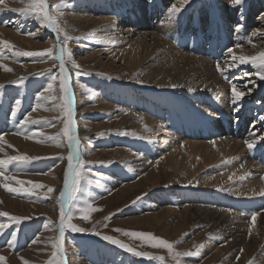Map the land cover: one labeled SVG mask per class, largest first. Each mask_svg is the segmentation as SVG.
<instances>
[{
  "label": "rangeland",
  "instance_id": "obj_1",
  "mask_svg": "<svg viewBox=\"0 0 264 264\" xmlns=\"http://www.w3.org/2000/svg\"><path fill=\"white\" fill-rule=\"evenodd\" d=\"M250 1L241 0L240 4H247ZM74 2L76 0H47L48 11L57 17V23L63 32L72 37L68 41L71 60L66 59L65 68L70 74V90L73 94V130L80 141L78 150L83 161L79 190L74 193L71 205H67L66 208L72 211L71 223L88 231L74 233L68 228L65 229L62 251L68 255V263L108 264L102 261L94 262V258L100 255L105 257L103 252L108 251L110 264H227L223 254L217 255L204 246L206 239H218L214 237L211 226L205 224L203 226L200 218L193 219L188 211L184 214L183 220L178 219L176 215H168L164 211V204L148 197L157 192L168 191L165 196L170 200V204L184 212L181 206L183 203L180 202L183 196H186L185 204H191L197 201V198L192 197L201 194L202 198H206L204 195L208 191L221 193L225 190L220 186L216 187V180L224 171L222 166L217 165L215 170L206 168L201 176L198 173L189 175L177 168L173 163L174 158L170 155L177 157L175 148L182 141V136L172 130L171 125L162 127L157 133L151 132L143 125L140 115L137 114L139 109L119 99V90L124 86V89L130 92L144 88L147 81L145 82L143 75L136 73L133 68L121 71L124 67V64L121 65V56L109 53V50L102 53L103 43L98 38L89 37L88 30L72 26L67 21L64 17L68 12L67 6L73 5ZM219 2L227 8L240 5L236 4L235 0H215V4L218 5ZM29 3L30 0H0L2 9L0 12L4 15L0 21V30L5 28L0 32V42L11 44L13 51H43L52 48L56 43V33L41 26L35 18V22L29 20L30 16H26V23L30 25H24L18 32L14 31L15 23L12 22V17L16 12L9 9L24 8ZM53 5H59V11L55 10ZM111 17L115 19L118 16L111 14ZM37 28H40V31ZM48 38L52 40L49 47L44 46ZM27 39H31V44L27 43ZM0 57H2L0 85L3 86L0 88V122L2 121L0 134H3L7 141V144L0 143V148L3 149L0 151V159L16 155L40 157L28 164L19 162L9 164L5 174L44 186L30 195L9 193L0 187V212H7L9 216L28 218L17 224L8 217L0 216V224L6 225L3 232H0V256L5 257L4 264H49L52 260L57 264L61 261L65 264L60 254L55 258L52 256L56 251L52 245L59 237L61 206L58 202L60 197L56 193L57 190L58 192L63 190L69 147L66 137L48 139L62 132L66 120L63 109L59 107L63 95L60 91L59 78L53 83V91L45 92V95H50L54 99L39 103L37 101L39 93L44 92L50 82V77L58 75L59 62H54L51 58L14 57L12 51L7 48H0ZM73 62L79 67H73ZM105 63L109 65L106 66ZM46 65L48 67L43 68ZM5 68L10 71H5ZM77 71L81 75L77 76ZM18 81L22 82L17 83ZM170 94L171 96L167 97L175 104L183 100L181 91L174 90ZM230 94L229 91L219 95L231 99ZM16 101H20L19 106L16 105ZM13 108H16L15 118L11 116ZM25 116L38 123L30 124L26 128L21 127L19 122L24 120ZM215 116L216 120L220 118V114ZM6 121L9 122V127H3L8 125ZM236 126L241 132L240 137L253 142L254 146L259 148L255 145L257 140L254 139L255 135L251 130H245L239 123ZM258 128L261 135L264 126ZM262 141L259 143L260 147H264ZM204 174L212 176L208 185L207 182L205 185L202 184L206 180L205 176L202 177ZM110 176L115 178L113 182L110 181ZM121 181L122 184L116 183ZM189 181L192 183L189 184ZM3 183H9L11 187H21L14 180L5 181L0 177V184ZM23 187L30 185L25 183ZM48 188H52L53 191L49 193ZM212 200L215 201V197H212ZM221 203L219 208L224 209L225 206ZM256 204L259 209L255 207ZM256 204L241 208V211L249 210L251 215L260 210L264 212V200H258ZM87 205L99 211L92 212L88 220H83L80 209ZM227 210L226 214L229 212L235 214L237 211L232 206ZM107 217L111 218L106 219ZM115 229L122 231L118 232ZM13 231L17 233V239L10 244ZM95 232H99L100 235L94 234ZM124 232L151 233L172 243L173 252L170 253L166 248H153L143 244L139 239L124 235ZM103 235L113 236L129 244L136 251L148 252L151 258L136 257L103 240ZM263 239L264 233L261 244H264ZM33 240L36 243H33ZM220 245L222 252L227 254L228 244L221 242ZM84 246L89 247V252L76 254L80 253V248ZM243 250L242 247L233 250L234 253L229 259L234 264L241 260L240 264H247L245 259L248 260V257ZM189 252L193 255H185ZM177 253L179 255H176ZM77 255L84 256L76 257Z\"/></svg>",
  "mask_w": 264,
  "mask_h": 264
},
{
  "label": "bare ground",
  "instance_id": "obj_2",
  "mask_svg": "<svg viewBox=\"0 0 264 264\" xmlns=\"http://www.w3.org/2000/svg\"><path fill=\"white\" fill-rule=\"evenodd\" d=\"M173 5L181 9L179 14H169ZM67 8L64 15L67 21L72 26L88 30L89 37L98 38L103 43L102 53L109 50V53L122 57L124 67L121 71L133 68L143 75L147 85L138 90L130 89V92L124 86L119 90V99L139 109L137 114L151 132L157 133L162 127L171 125L172 130L182 136L175 148L177 157L170 155L177 168L189 175L198 173L200 176L204 169L215 170L217 165L224 170L216 180V187L225 190L221 193L208 191L204 195L206 198L201 194L194 195L192 198L197 201L191 204H185L186 196H183L180 202L184 212L170 204L165 196L168 191L148 197L164 204L168 215L183 220L188 211L193 219L200 218L203 226H211L218 239L208 238L204 246L217 255L223 254L227 264H234L229 258L233 250L240 247L245 249L247 264H264V244H261L264 212L255 213L257 218L253 222L251 211H241V208L264 200L261 195L264 192V147L259 146L264 141V132L260 135L258 128L264 126V121L260 120L264 116V80L255 75L256 69L250 64L240 65L233 60L234 56H252L264 51V0H251L234 8L224 7L220 2L217 5L215 0H190L187 3L186 0H152L151 3L149 0H76ZM111 14L118 17L114 19ZM3 16L0 12V21ZM29 18L35 22L34 16ZM26 21V15L16 12L12 17L14 31L30 25ZM4 29L1 28L0 32ZM26 41L31 44V39ZM51 43L48 38L44 46L49 47ZM228 49L232 51L228 52ZM234 63L235 67L232 66ZM46 67L48 65L43 66ZM244 72L249 75L242 76ZM234 84L245 93L238 113L233 112L231 99L219 95L231 92ZM174 90L183 95V100L177 104L167 97ZM216 114H220L218 120ZM236 116L240 118L239 124L255 135V145L260 151L255 146L249 149L246 143L249 141L239 136L238 123L233 122ZM6 123L8 125L3 127H9V122ZM203 176L206 180L202 184L207 182L208 185L212 176ZM110 178L111 182L115 180L112 176ZM116 183L122 184L123 181ZM59 193L57 190L56 194ZM219 203L237 211L226 214L228 210L219 208ZM221 242L228 244L227 254L222 252ZM80 250L76 254L89 252V247ZM103 254L106 256L100 255L94 258V262L110 264L108 251ZM62 256L64 263L69 264L68 255L63 253Z\"/></svg>",
  "mask_w": 264,
  "mask_h": 264
},
{
  "label": "snow or ice",
  "instance_id": "obj_3",
  "mask_svg": "<svg viewBox=\"0 0 264 264\" xmlns=\"http://www.w3.org/2000/svg\"><path fill=\"white\" fill-rule=\"evenodd\" d=\"M152 0H149V3H151ZM190 2V0H186V3ZM236 4H240L241 0H235ZM6 7V6H5ZM59 5H53V8L57 11H59ZM49 5L47 3V0H30V3L27 7L24 8H12L9 9V11L12 12H19L26 16H34L35 19H37L41 26L46 27L50 29L51 31L56 33V43L52 48L45 49L43 51H13V46L11 44H8L7 42H0V48H7L9 51H12V55L15 56H25V57H37L40 59H47L51 58L54 62H59V73L58 75H52L50 77V82L47 84L44 92L39 93L37 97L38 103L40 101H48L49 99H54V97L50 95H45V92L51 93L53 91V83L57 81L59 78V85H60V91L63 94L61 98V103L59 107L63 109V115L66 117V120L63 125V129L61 133H58L56 137H48V139H62L64 137L68 140V147H69V154L67 157L68 166L64 174V184H63V190L60 191L59 194V204H60V223H59V237L58 239L53 243L52 247L56 249L52 253V256L55 258L58 254L61 256L63 255V236L65 233V229L68 228L74 233H85L88 230L83 227H78L76 224L71 223V216L72 211L70 208H66L67 205H71L73 195L76 191L79 190L80 187V181L82 179L81 176V170L83 168V161L80 157V152L78 150V145L80 143L78 137L74 133V108H73V98L71 93V80H70V74L68 70L65 68V61L71 60V50L68 48V41L72 39V37L68 36L63 32V29L59 26L57 23V17L55 15H52L48 11ZM2 11V9H0ZM181 12V9L175 7L173 5L169 9V14H179ZM9 23V22H5ZM29 35H34V33H28ZM61 36H63V39H61ZM55 49V55H53ZM232 49H228V52H231ZM2 58V57H0ZM233 60L235 62H238L240 65H247L250 64L254 69H256L255 75L259 77L260 80H264V51L259 52L257 55L247 56V55H239L234 56ZM235 67V63L232 65ZM2 67V65H0ZM73 67L78 68L79 66L73 62ZM217 68L219 70V65H217ZM5 71H10V69L5 68ZM42 74V73H41ZM77 76L81 75L79 71H77ZM221 75H223V72H221ZM249 75V73L244 72L242 73V76ZM111 77H109L110 79ZM22 81H18L17 83H20ZM250 83H255V81H250ZM3 86L0 85V88ZM172 87H176V85H172ZM247 87V85H245ZM189 91H192V89H189ZM245 93L243 91H239L237 89V85L232 86L231 90V103L234 105L233 112L238 113L241 110V101L244 97ZM20 101H16V105L19 106ZM35 110V109H33ZM11 116L15 118L16 116V108H13L11 112ZM239 116H236L234 119V123H239ZM261 121H264V116L260 117ZM38 121L31 120L27 116H25L24 120L20 121L19 124L21 127H27L30 124H36ZM45 123H48L45 121ZM120 134H126V133H120ZM103 135V134H101ZM25 136L27 138V133H25ZM0 143L7 144V141L4 138L3 134H0ZM214 143V141H213ZM247 147L249 149H253L254 144L251 142H246ZM11 147V145H8ZM3 149L0 148V151ZM40 157H29L26 155H16V156H8L7 159H0V177H2L5 181H15L16 184L21 185V187H11L9 183H3L0 184V187H3L7 192L9 193H25V194H32L34 191L38 188L44 187L41 184L38 183H32V182H26L23 180H18L12 175H6L5 172L7 170V166L9 164H13L14 162H19L20 164H28L33 160H38ZM75 161V164L73 163ZM19 170V169H18ZM231 179V177H229ZM25 183H28L30 187H23ZM192 182L189 181V184ZM198 183V182H197ZM47 191L51 193L53 191L52 188H48ZM261 195H264V192L261 193ZM139 199V197H138ZM135 203V201L133 202ZM82 213V219L88 220L89 215L92 212L99 211V209L93 208L90 205H87L86 207H82L80 209ZM0 216L8 217L11 221L16 222L17 224H20L23 222V217L18 216H9L7 212H0ZM111 217H107L106 219H110ZM257 218V214L253 213L251 215V220L255 222ZM6 225L0 224V232H3ZM115 231H122L121 229H115ZM94 234L100 235L99 232H95ZM126 236L132 237L134 239H139L143 244H147L153 248H166L171 253L173 252V244L168 242L165 239L159 238L151 233L146 232H124L123 233ZM17 239V233L13 231L11 233V240L9 241L10 244L14 243ZM102 239L111 243L112 245L118 246L120 249H123L127 251L128 253H131L132 255L136 257H148L151 258L150 254L148 252L144 251H136L133 247L129 246V244L122 242L121 240L114 238L113 236L109 235H103ZM33 243H36L35 240H33ZM176 255H179L178 253ZM185 255H193V253H185ZM5 257L0 256V264H4ZM49 264H57L55 260L49 261ZM60 264H63V261L60 262Z\"/></svg>",
  "mask_w": 264,
  "mask_h": 264
}]
</instances>
